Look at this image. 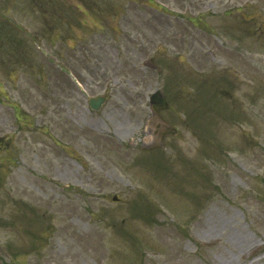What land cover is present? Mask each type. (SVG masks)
<instances>
[{
	"label": "rangeland",
	"instance_id": "1",
	"mask_svg": "<svg viewBox=\"0 0 264 264\" xmlns=\"http://www.w3.org/2000/svg\"><path fill=\"white\" fill-rule=\"evenodd\" d=\"M4 20L0 264H264V0H0Z\"/></svg>",
	"mask_w": 264,
	"mask_h": 264
},
{
	"label": "water",
	"instance_id": "2",
	"mask_svg": "<svg viewBox=\"0 0 264 264\" xmlns=\"http://www.w3.org/2000/svg\"><path fill=\"white\" fill-rule=\"evenodd\" d=\"M103 102H104V99L96 98V99L90 100L89 104H90V107L92 110H98ZM150 103L155 105V106H162L163 96L161 95L160 91L155 92L150 97Z\"/></svg>",
	"mask_w": 264,
	"mask_h": 264
},
{
	"label": "bare ground",
	"instance_id": "3",
	"mask_svg": "<svg viewBox=\"0 0 264 264\" xmlns=\"http://www.w3.org/2000/svg\"><path fill=\"white\" fill-rule=\"evenodd\" d=\"M241 238H242V236L239 235V236H237V237L234 238V241L240 242L241 241Z\"/></svg>",
	"mask_w": 264,
	"mask_h": 264
},
{
	"label": "flooded vegetation",
	"instance_id": "4",
	"mask_svg": "<svg viewBox=\"0 0 264 264\" xmlns=\"http://www.w3.org/2000/svg\"><path fill=\"white\" fill-rule=\"evenodd\" d=\"M8 23H7V21H3V28H5V26L7 25ZM0 28H1V25H0Z\"/></svg>",
	"mask_w": 264,
	"mask_h": 264
}]
</instances>
